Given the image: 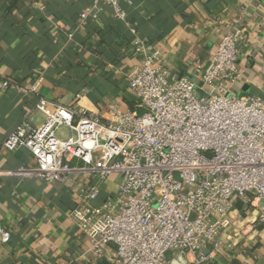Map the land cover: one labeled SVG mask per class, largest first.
Wrapping results in <instances>:
<instances>
[{
    "label": "built area",
    "instance_id": "built-area-1",
    "mask_svg": "<svg viewBox=\"0 0 264 264\" xmlns=\"http://www.w3.org/2000/svg\"><path fill=\"white\" fill-rule=\"evenodd\" d=\"M104 7L134 35L142 60L127 84L142 111L110 104L104 116L80 105V93L70 106L40 99L42 124H20L0 149L26 148L34 159L27 171L43 182L85 178L73 188L70 215L96 258L112 247L110 264H171L168 253L215 264L233 200L252 206L254 223L264 225V99L231 90L242 77L241 29L224 34L207 67L196 68L198 85L168 78L120 0H89L80 21L98 18ZM62 128L68 133L59 137ZM108 179L113 191L104 189ZM0 239L7 243L10 231L1 230Z\"/></svg>",
    "mask_w": 264,
    "mask_h": 264
},
{
    "label": "crops",
    "instance_id": "crops-1",
    "mask_svg": "<svg viewBox=\"0 0 264 264\" xmlns=\"http://www.w3.org/2000/svg\"><path fill=\"white\" fill-rule=\"evenodd\" d=\"M0 0V144L17 126L37 127L45 119L36 108L79 104L107 116L110 104L136 109L139 98L127 77L141 65L124 22L107 7L96 19L80 21L89 0ZM136 35L147 40L168 70V78L186 77L200 85L196 68L207 67L222 36L240 27L238 68L242 77L231 90L264 99V0H120ZM3 82L8 86L1 87ZM34 159L26 148L0 149V264H110L90 251L91 239L75 232L70 212L73 188L85 182H43L28 172ZM104 189L113 191L108 179ZM17 195H13L12 192ZM257 212L233 200L219 234L215 264H264V225ZM171 264L190 256L168 253Z\"/></svg>",
    "mask_w": 264,
    "mask_h": 264
},
{
    "label": "rangeland",
    "instance_id": "rangeland-1",
    "mask_svg": "<svg viewBox=\"0 0 264 264\" xmlns=\"http://www.w3.org/2000/svg\"><path fill=\"white\" fill-rule=\"evenodd\" d=\"M68 133V130L66 129V128H62V129H60V130H58L57 131V135L59 136V137H61V135L62 134H67ZM247 205V207H251L250 205H248V204H246ZM255 225H257L256 223H255ZM259 226V225H258Z\"/></svg>",
    "mask_w": 264,
    "mask_h": 264
},
{
    "label": "trees",
    "instance_id": "trees-1",
    "mask_svg": "<svg viewBox=\"0 0 264 264\" xmlns=\"http://www.w3.org/2000/svg\"><path fill=\"white\" fill-rule=\"evenodd\" d=\"M11 1V3H14V1L13 0H10Z\"/></svg>",
    "mask_w": 264,
    "mask_h": 264
}]
</instances>
